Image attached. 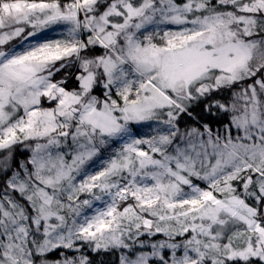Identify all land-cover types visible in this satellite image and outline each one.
Masks as SVG:
<instances>
[{"label": "snow or ice", "instance_id": "snow-or-ice-1", "mask_svg": "<svg viewBox=\"0 0 264 264\" xmlns=\"http://www.w3.org/2000/svg\"><path fill=\"white\" fill-rule=\"evenodd\" d=\"M0 264H264V0H0Z\"/></svg>", "mask_w": 264, "mask_h": 264}]
</instances>
